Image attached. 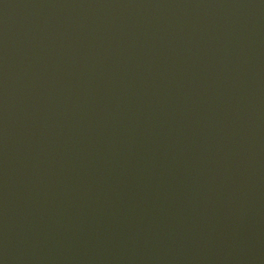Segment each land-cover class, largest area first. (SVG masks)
<instances>
[{"label": "water", "instance_id": "water-1", "mask_svg": "<svg viewBox=\"0 0 264 264\" xmlns=\"http://www.w3.org/2000/svg\"><path fill=\"white\" fill-rule=\"evenodd\" d=\"M0 264H264V0H0Z\"/></svg>", "mask_w": 264, "mask_h": 264}]
</instances>
